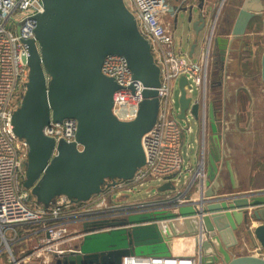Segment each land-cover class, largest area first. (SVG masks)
I'll use <instances>...</instances> for the list:
<instances>
[{"label": "water", "instance_id": "1", "mask_svg": "<svg viewBox=\"0 0 264 264\" xmlns=\"http://www.w3.org/2000/svg\"><path fill=\"white\" fill-rule=\"evenodd\" d=\"M42 1L44 9L35 15V39L25 42L29 81L13 125L17 136L29 144L24 187L48 207L60 196L87 201L117 179L133 178L145 165L142 139L158 117L161 70L125 0ZM213 9L205 0H176L169 7L175 28L188 25L196 33L191 54ZM255 18L260 19L264 40V0H245L233 38L241 39ZM230 41L219 34L214 38L222 60ZM109 55L123 56L134 79L145 86L144 99L129 121L119 119L113 111L114 94L121 86L102 70ZM260 65L264 81V51ZM187 84L186 76L180 77L179 119L185 120L190 113L197 122L202 101L187 96ZM67 118L78 121L74 141L56 140L45 133L51 122ZM209 126L217 133V113L210 102ZM205 153L207 190L198 201L181 205L178 211L156 210L131 214L121 221L85 223L79 251L58 256L56 264H123L129 257H169L171 238L179 234L177 221L185 225L186 234H205L200 264H264V191L217 196L220 189L212 183L219 178L222 161L218 143L207 150L205 144ZM158 189L174 190L175 186L166 182ZM251 220L260 222L247 229L250 246L256 251L234 253L240 246L237 230Z\"/></svg>", "mask_w": 264, "mask_h": 264}, {"label": "built area", "instance_id": "2", "mask_svg": "<svg viewBox=\"0 0 264 264\" xmlns=\"http://www.w3.org/2000/svg\"><path fill=\"white\" fill-rule=\"evenodd\" d=\"M188 1L195 3V0ZM125 3L134 14L140 32L149 41L161 70L158 117L142 139L146 163L133 178L117 179L87 201L77 202L60 196L55 204L46 207L33 199L31 191L24 187L29 144L17 136L13 125L14 113L21 105L29 81V53L25 42L35 39V15L43 11V1L0 0V264H56L58 256L79 251L86 234L85 223L121 221L131 214L156 210L178 211L181 205L192 204L207 190L205 142L210 127L213 43L225 0H220L209 12L206 30L198 41L200 49L193 57L189 56V51L181 49L176 38L169 20V0H125ZM189 36L186 41H190ZM102 70L121 86L114 94L115 115L125 121L134 119L144 99L145 86L134 79L127 60L121 55L107 56ZM182 76L188 80L187 96H192L197 89L196 98L202 101L197 121L200 159L195 168L185 165L184 135L192 133L193 129L188 115L184 120L186 126L180 123L183 120L179 119L181 107L174 92ZM77 130V119L67 118L51 122L45 133L56 140L72 142ZM78 147L81 149L80 144ZM153 180L160 185L172 182L175 189H158L142 200H120L129 198L128 194L138 186ZM200 254L198 250L188 254L172 252L169 257H129L124 263L200 264Z\"/></svg>", "mask_w": 264, "mask_h": 264}, {"label": "crops", "instance_id": "3", "mask_svg": "<svg viewBox=\"0 0 264 264\" xmlns=\"http://www.w3.org/2000/svg\"><path fill=\"white\" fill-rule=\"evenodd\" d=\"M219 1L205 0V3L215 7ZM169 2L174 5L176 0ZM198 2L195 0V3ZM244 2L226 0L220 10L216 35L229 37L232 42L227 47L224 60L221 58L220 45L215 44L213 47L209 102L215 108L219 126L217 133L209 130L205 144L207 150L213 143H218L222 156L219 178L212 183V187L217 185L220 189L218 195L264 191V81L260 65L264 40L258 18L251 20L241 39L233 38L232 30ZM169 20L181 49L189 51V56L193 57L200 48L197 45L191 54L196 34L192 26L182 25L188 32L178 37V28H175L174 16L170 12ZM184 35H190V41H185ZM188 134L185 132L184 135L183 150L188 141L185 165L195 168L200 159L201 144L198 135L195 146ZM192 149L195 150L193 153ZM177 222L181 225V221Z\"/></svg>", "mask_w": 264, "mask_h": 264}, {"label": "rangeland", "instance_id": "4", "mask_svg": "<svg viewBox=\"0 0 264 264\" xmlns=\"http://www.w3.org/2000/svg\"><path fill=\"white\" fill-rule=\"evenodd\" d=\"M187 32H188L187 29H185L182 25H179L178 31H177L178 37H180L182 33L185 34ZM183 38H185V41H186L185 35L183 36ZM174 89H175V91H174L175 97H176L177 102H178V100H179V94H178L179 87H178L177 83L174 86ZM191 94L194 98H196L198 96L199 92L197 89H195L194 92H192ZM188 116L190 117V124L193 128L192 133H190L188 135L192 139L191 142L193 144H195V146H196L195 138L197 136V129H198L197 122H196V119L190 113H188ZM180 123L183 126H186V124H187L186 121H184V120H182ZM187 142L188 141H186V146L184 148V158L185 159H187V155L185 154V152H187L186 151L187 150ZM194 151L195 150L192 149L191 153H193ZM160 184H161L160 182L154 181V180L153 181H147V183L145 185L138 186L133 193L128 194L129 198L121 197L120 200L137 201V200L145 199L149 196L148 193H151V194L156 193ZM217 196H220V195H217ZM222 196H225V195H222ZM33 199H35V197H33ZM257 222H259V221L251 220V221H249L247 226L239 227V229L237 230L236 233H237L238 238H239L240 246H238L237 248L234 249V251H233L234 253L246 254V253H253L256 250V248H253L250 246V240H249V237L247 234V229L248 228H250V229L254 228L253 226H255ZM180 223H181V225H177V227H176L177 232H179V234L174 235L171 238V249L175 253H186V254L191 253V252L197 253L198 250H201V244H202V241L200 240L199 235L197 233L196 234H186L185 233V231H186L185 225L182 222H180ZM126 259H128V258H126ZM125 261H128V260H125ZM27 264H41V263L32 262V263H27ZM51 264H53V263H51Z\"/></svg>", "mask_w": 264, "mask_h": 264}, {"label": "bare ground", "instance_id": "5", "mask_svg": "<svg viewBox=\"0 0 264 264\" xmlns=\"http://www.w3.org/2000/svg\"><path fill=\"white\" fill-rule=\"evenodd\" d=\"M195 196H198V195H195ZM195 196H194V197H195ZM199 198H200V196L197 197L196 200L198 201ZM205 237H206V236H205V234H204L203 232L199 233V238H200L201 241H203V240L205 239ZM178 242H179V241H178Z\"/></svg>", "mask_w": 264, "mask_h": 264}, {"label": "flooded vegetation", "instance_id": "6", "mask_svg": "<svg viewBox=\"0 0 264 264\" xmlns=\"http://www.w3.org/2000/svg\"><path fill=\"white\" fill-rule=\"evenodd\" d=\"M209 130H210V128H209Z\"/></svg>", "mask_w": 264, "mask_h": 264}, {"label": "trees", "instance_id": "7", "mask_svg": "<svg viewBox=\"0 0 264 264\" xmlns=\"http://www.w3.org/2000/svg\"><path fill=\"white\" fill-rule=\"evenodd\" d=\"M36 200V199H35Z\"/></svg>", "mask_w": 264, "mask_h": 264}]
</instances>
